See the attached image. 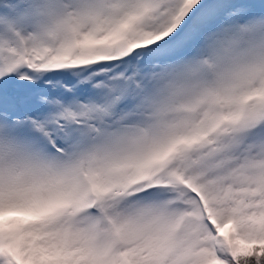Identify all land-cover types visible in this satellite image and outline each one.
I'll return each mask as SVG.
<instances>
[{"label": "snow or ice", "instance_id": "6c2138e0", "mask_svg": "<svg viewBox=\"0 0 264 264\" xmlns=\"http://www.w3.org/2000/svg\"><path fill=\"white\" fill-rule=\"evenodd\" d=\"M0 264H264V0H0Z\"/></svg>", "mask_w": 264, "mask_h": 264}]
</instances>
